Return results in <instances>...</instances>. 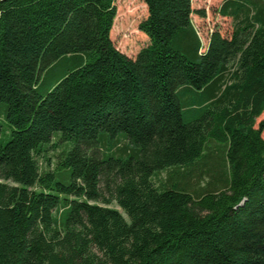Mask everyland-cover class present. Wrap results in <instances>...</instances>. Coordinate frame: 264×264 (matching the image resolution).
Listing matches in <instances>:
<instances>
[{"label":"trees","instance_id":"16d2710c","mask_svg":"<svg viewBox=\"0 0 264 264\" xmlns=\"http://www.w3.org/2000/svg\"><path fill=\"white\" fill-rule=\"evenodd\" d=\"M144 1L0 0V264H264V0Z\"/></svg>","mask_w":264,"mask_h":264},{"label":"rangeland","instance_id":"374dc122","mask_svg":"<svg viewBox=\"0 0 264 264\" xmlns=\"http://www.w3.org/2000/svg\"><path fill=\"white\" fill-rule=\"evenodd\" d=\"M219 2L220 0H192V7L195 10L192 19L203 45L208 42L211 31L218 29L223 35H229L232 30V19L225 18L218 13ZM115 5L117 13L111 30V38L119 50L130 57H136L138 52L150 42L148 36L140 30V24L148 16L147 4L144 0H115ZM198 11H203V14ZM262 119H264V112L258 118V122ZM56 141L57 138L53 140V142ZM62 149L61 146L49 149L47 156L51 161V165L54 164L56 155ZM165 177H167V172L160 173L154 180L157 184H160ZM111 207L122 211L116 202L112 203ZM124 215L127 217L125 213Z\"/></svg>","mask_w":264,"mask_h":264},{"label":"crops","instance_id":"0c3cea01","mask_svg":"<svg viewBox=\"0 0 264 264\" xmlns=\"http://www.w3.org/2000/svg\"><path fill=\"white\" fill-rule=\"evenodd\" d=\"M223 1H224V0H220V2H219V7L222 5ZM229 34H231V32H230ZM207 45H208V42L206 43V45H204V47H203V51L206 49Z\"/></svg>","mask_w":264,"mask_h":264}]
</instances>
